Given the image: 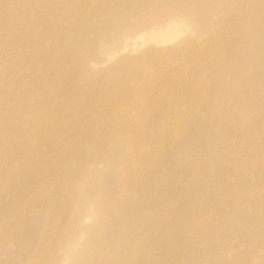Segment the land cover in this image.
<instances>
[{
	"label": "rangeland",
	"instance_id": "obj_1",
	"mask_svg": "<svg viewBox=\"0 0 264 264\" xmlns=\"http://www.w3.org/2000/svg\"><path fill=\"white\" fill-rule=\"evenodd\" d=\"M169 1L142 29L174 19L166 40L117 51L89 29L104 0H0V264H264V61L224 71L239 39L263 50L238 20L263 17L261 0H230L207 35ZM124 186L131 217L108 252L119 225L96 203Z\"/></svg>",
	"mask_w": 264,
	"mask_h": 264
},
{
	"label": "bare ground",
	"instance_id": "obj_2",
	"mask_svg": "<svg viewBox=\"0 0 264 264\" xmlns=\"http://www.w3.org/2000/svg\"><path fill=\"white\" fill-rule=\"evenodd\" d=\"M155 0H104L103 4L100 6V11L95 12V13H88V24H93L96 23V15L100 13V17L97 20V24H93L89 29L91 30H98V31H104V39L110 42L116 43L114 50H119L121 48V44L123 42V38L125 37L126 39H130L134 36L142 35L143 39L144 37L148 39H154L156 37H163L164 40L167 39L168 35V28L172 27V24L175 23L174 19H171L167 25H161L158 22H161L163 20H160L158 22H155V24L160 25L161 30L157 31L156 27L152 26L153 29L151 32L148 30L143 31V27L146 23L150 21V18L146 16V11L148 8H151V4ZM200 1L204 0H174V1H169V4H167V12L173 11L169 16H173L174 14H180V15H188L194 24H200L203 26L204 30L200 33H210L213 30L217 31L221 26L222 22L227 18L228 15H232V7L230 5V0H213L215 1V4L211 6L210 4H200ZM223 2V3H222ZM217 3H222V7L219 10V21H213L211 18V12L213 9H218L219 5L217 6ZM118 5V7H116ZM150 5V6H149ZM214 7V8H213ZM252 7H260V10L264 13V0L258 1L253 3ZM213 8V9H212ZM175 10V11H174ZM244 12H241L238 16L239 20V33L240 35L246 34V40L250 42L251 44H259L263 47V50L259 54H255L252 51L248 52V55H246L242 48H241V43L242 39L238 40V43L235 47L231 48V53L232 57L224 67V71L228 73L234 74L237 69H247V67L251 68V62L255 57L261 59L264 61V37H259L256 35V30L261 27L262 24H264V16H260L255 10H253V19L255 23H249L245 26L242 25V21L244 19ZM161 15V14H159ZM158 15V16H159ZM168 16V17H169ZM134 17H139L140 20L137 22H132V18ZM136 18V19H137ZM152 19V18H151ZM134 20V19H133ZM158 20V19H157ZM103 23H107L110 25H103ZM153 25V23H152ZM87 27V26H85ZM109 29L112 33L106 32V29ZM212 30V31H211ZM99 35V34H97ZM207 35V34H206ZM240 36V38H241ZM124 40V41H125ZM190 46V45H188ZM193 46V45H192ZM167 54H169L173 59L176 58V55L173 51H167ZM89 55V54H88ZM253 70H247V72H250ZM247 74L244 76L246 77ZM243 77V78H245ZM124 157L127 158L125 155ZM119 157V159H121ZM129 190L122 189L120 191V194L117 198L112 199L110 202H107L109 198L104 199L102 197L97 201V211L94 212L95 215H98L99 221H104L105 219L109 220H114L117 222L119 225L117 228L111 230V236L109 237V242H108V252L114 251L120 243L117 240V238H113V233H119V236L125 235V229L121 227L120 225V220L123 219H128L131 217L130 210H131V201L134 198H131L129 196ZM76 198V196H74ZM31 199V197L27 198V200ZM77 199V198H76ZM39 209H36L38 211ZM120 212V216L117 217V213ZM129 213V214H128ZM252 220L254 217L251 218ZM54 221L51 218H48V221L46 222V227L43 230L42 238L49 233L51 229L54 228ZM228 227V225H227ZM223 227L220 228V231H224L225 228ZM240 232H243L240 229ZM23 238H25L26 235L25 232L23 231ZM122 239V238H121ZM123 240V239H122ZM42 245V244H41ZM86 248V247H85ZM83 250H87L89 252L88 247ZM118 249V248H117ZM116 249V250H117ZM93 248V252H94ZM89 260V257H87V261Z\"/></svg>",
	"mask_w": 264,
	"mask_h": 264
}]
</instances>
